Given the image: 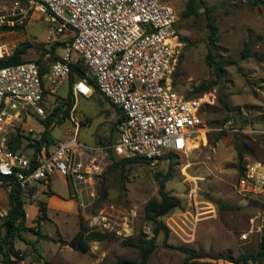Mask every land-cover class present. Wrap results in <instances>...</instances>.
Returning <instances> with one entry per match:
<instances>
[{"label":"rangeland","instance_id":"obj_1","mask_svg":"<svg viewBox=\"0 0 264 264\" xmlns=\"http://www.w3.org/2000/svg\"><path fill=\"white\" fill-rule=\"evenodd\" d=\"M14 1L0 0V9L9 10ZM160 1L171 3L179 16L187 2ZM205 1L215 9L213 17L220 35L217 54L226 64L227 76L216 83L213 69L205 62L209 52L205 15L180 19L184 46L172 75L174 89L183 95L195 96L191 94L202 82L213 85L211 91L196 95L213 96L216 100L214 105L201 110L205 138L201 139L200 134L194 149L185 154H167L165 159L151 164H129L113 170L110 166L97 182L96 200L90 212L95 213L109 204L127 212L135 210L137 216L132 238L119 241L106 237L90 243L84 252L62 246L59 242L43 239L37 242V235L22 232V238L33 243L44 260L51 256L54 264H114L122 258L139 260L138 246L153 237V226L144 220V207L158 197V176L166 174L170 168L174 177L167 182V191L179 198L184 208L162 218L169 234L161 233L157 237V248L147 264H184L185 251L188 250L209 256L203 261L226 264L230 258L236 262L240 256L258 251L264 237V192L244 200L234 186L248 163L259 162L264 166V5L253 7L254 0ZM19 26L23 29L0 30V43L9 46L10 54L17 46L26 43L31 47L23 60L41 61L45 66L51 64L50 55L45 51L56 43H61L58 55L64 54L63 38L52 42L51 23L45 17L35 14ZM246 42L252 45V51L251 57L244 60L242 52ZM69 91L70 83L67 82L59 90L57 99H50L52 106L56 102L63 103ZM220 95L227 98L231 111L220 104ZM75 104L74 117L80 123V141L102 146L116 140L119 111L100 91H94L90 97L78 96ZM23 131L31 139L39 140L45 127L39 118L29 117ZM74 132L75 125L70 117L61 124H54L50 136L54 142L49 144V150L53 151L56 143L72 138ZM24 142L28 145L29 140ZM105 190L107 196L103 199ZM23 198L26 226L37 228L55 240H71L79 230L80 222L84 223L80 200L73 196L68 179L59 173L23 193ZM40 204L49 207L50 220L40 221L38 225L39 213L34 216L33 211ZM8 208V194L2 193L0 223ZM4 234L2 231L0 238ZM15 245L25 256L20 264L43 263L31 244L16 237Z\"/></svg>","mask_w":264,"mask_h":264},{"label":"built area","instance_id":"obj_2","mask_svg":"<svg viewBox=\"0 0 264 264\" xmlns=\"http://www.w3.org/2000/svg\"><path fill=\"white\" fill-rule=\"evenodd\" d=\"M39 14L51 23L52 42L63 38L64 54L42 73L36 61L0 69V200L15 186L27 193L59 173L68 179L80 200L85 226L91 233L119 241L135 233V210L109 204L95 213V186L117 160L157 162L167 154H185L204 129L201 110L215 97L188 96L176 91L172 75L183 51L180 16L160 0H16L0 9V29L15 27ZM0 43V59L10 56ZM82 62L90 78L73 83V95L90 97L97 88L122 113L117 138L109 145H88L79 140L80 123L74 117L72 138L41 154L29 150L26 139L11 148L29 117L46 118L50 99L69 82L72 68ZM208 130V129H206ZM206 132V131H205ZM244 200L264 192V166L248 163L234 186ZM99 242V241H97ZM93 242V243H97ZM226 264H236L227 262ZM244 264V263H241Z\"/></svg>","mask_w":264,"mask_h":264},{"label":"trees","instance_id":"obj_3","mask_svg":"<svg viewBox=\"0 0 264 264\" xmlns=\"http://www.w3.org/2000/svg\"><path fill=\"white\" fill-rule=\"evenodd\" d=\"M264 5L263 0H254L252 6ZM215 9L212 6H209L205 0H187L185 9L180 15V19H190V18H198L201 15H205L207 19V28H208V36H207V45L209 52L205 57V62L207 65L213 69L214 74L216 76V83L219 84L223 79L227 76L226 64L222 62L217 54V43L220 41L219 35V26L216 19L213 17ZM180 27V25H179ZM22 26L15 27H5L0 29L1 31H10V30H22ZM183 41V40H182ZM61 43H56L52 46L50 50H46L45 54L50 55L51 64L60 60L61 57L58 55L57 50ZM31 46L22 43L15 48L13 53L4 58L0 59V69L8 66L18 65L23 63V57L27 54L29 48ZM252 45L249 42H246L244 45V49L242 52V57L244 60H247L251 57ZM259 60H261L259 58ZM42 69V73L47 71V67L41 61H36ZM89 69L82 62L74 65L72 68V74L69 80L70 83V91L69 96L66 99H63V103L60 105L56 102L52 111L47 114L46 118L40 119L41 123L45 127V131L42 134L39 140H33L30 136H24L22 134H17L11 143V148L13 150H18L23 144V138L29 140L27 148L35 149L36 154H41L43 148H48L49 144H53V140L50 138L52 126L54 124H61L65 119L70 117L71 110L75 105V98L73 95V83L78 78L88 77L90 78ZM90 82L94 84V81L90 78ZM213 85L207 84L206 82H202L198 87L194 88L193 94L191 95H200L206 92L211 91ZM98 90L95 88V91ZM99 91V90H98ZM58 96H55L57 99ZM56 101V100H55ZM220 104L227 111H231V105L228 102L227 98L224 95H220L219 98ZM58 104V105H57ZM119 119L118 122L122 119V113L119 109ZM242 156V154H241ZM165 159V156L160 158L159 160ZM158 160V161H159ZM151 164L152 162L145 159H129V160H117L112 157V164L110 165V169L116 168H125L129 164ZM244 171H242V174ZM241 174V175H242ZM161 177V178H160ZM174 177L173 169L170 170L166 174H159L158 182V197L152 199L147 202L144 207V220L147 223H150L153 226V237L146 240L143 244L138 246L139 249V260H130L126 258L119 259L114 264H147L151 255L157 248V237L164 233L166 236L169 234V229L162 221V218L167 217L172 214L177 209H183L182 201L173 196L169 191H167L166 184L171 181ZM107 191L105 190L102 193V198H106ZM25 201L23 198V193L19 189V187L15 186L11 193L8 195V205L9 208L7 210L6 215L3 217L2 222L0 223V234L2 231H5L3 237L0 238V254L2 256V264H20L24 260V254L20 252V250L16 249L15 239L19 237L22 241H25L26 244H31L33 250L37 254L39 260H43V263L40 264H54L51 261L44 260L42 254L36 249L33 243H29L27 240L22 238V232H32L33 234L38 236L39 239L47 240L50 242H59L62 246H69L75 250L87 251L89 249V245L92 242L102 241L106 239L107 236L100 235L97 233H91L84 225L83 222H80V228L78 232L73 236L70 241H66L63 239L55 240L52 237L42 234L37 230V228H29L26 226V211H25ZM39 216H38V225L40 221L48 220L47 215V207L44 204L39 205ZM187 257L184 260V264H221L218 262H208L203 261V259L209 257L202 253H198L195 251H185ZM230 262L234 260L230 258ZM236 264H264V237L260 240L258 251L255 254L242 255L240 256L236 262Z\"/></svg>","mask_w":264,"mask_h":264},{"label":"crops","instance_id":"obj_4","mask_svg":"<svg viewBox=\"0 0 264 264\" xmlns=\"http://www.w3.org/2000/svg\"><path fill=\"white\" fill-rule=\"evenodd\" d=\"M62 205H63V203H62ZM49 210H50L49 207H47V215H48ZM38 213H39V210H38V209H34V211H33L34 216L37 215ZM48 220H50L49 216H48ZM77 232H78V231H77ZM77 232H76V233H77ZM76 233H75V234H76ZM38 241H39V240H37V242H38ZM69 241H70V240H69ZM48 261H51V262H52V256L50 257V259H49Z\"/></svg>","mask_w":264,"mask_h":264},{"label":"bare ground","instance_id":"obj_5","mask_svg":"<svg viewBox=\"0 0 264 264\" xmlns=\"http://www.w3.org/2000/svg\"><path fill=\"white\" fill-rule=\"evenodd\" d=\"M201 139H204L205 138V131L203 130L202 131V133H201ZM194 147H195V143L194 144H192V147H191V149H194Z\"/></svg>","mask_w":264,"mask_h":264}]
</instances>
